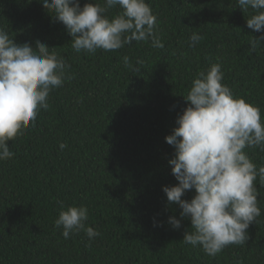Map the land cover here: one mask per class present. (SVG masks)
Here are the masks:
<instances>
[{
	"label": "trees",
	"instance_id": "1",
	"mask_svg": "<svg viewBox=\"0 0 264 264\" xmlns=\"http://www.w3.org/2000/svg\"><path fill=\"white\" fill-rule=\"evenodd\" d=\"M42 0H0V28L17 44L40 41L64 57L71 79L54 88L34 126L9 141L0 161V264H264V185L257 177L260 216L242 245L215 257L183 243L191 230L164 186H175L166 137L188 106L184 97L201 71L220 63L236 98L258 106L264 119V33L249 29L237 0H146L164 47L135 42L119 50L77 53L66 26ZM81 7L94 0H79ZM103 3V0H95ZM122 9L117 6L107 15ZM193 33L203 39L189 44ZM130 58V66L123 63ZM67 145L63 150L59 145ZM257 169L264 150H244ZM196 195L195 190L182 199ZM86 206V232L65 239L56 228L62 206ZM170 217L181 220L174 229Z\"/></svg>",
	"mask_w": 264,
	"mask_h": 264
},
{
	"label": "clouds",
	"instance_id": "2",
	"mask_svg": "<svg viewBox=\"0 0 264 264\" xmlns=\"http://www.w3.org/2000/svg\"><path fill=\"white\" fill-rule=\"evenodd\" d=\"M47 12L62 22L72 37L71 46L77 52L95 54L97 50H119L135 42H148L163 48L156 34L157 16L146 0H103L81 7L79 0H42ZM243 12L252 10L247 27L264 33V0H237ZM122 11L109 17L110 9ZM203 37L193 33L189 44L195 47ZM264 42V34L251 42V51ZM123 63L130 66V58ZM64 57L49 52L46 44L37 41L17 44L0 28V161L14 156L9 141H14L34 126L41 110L49 108L48 98L54 88L71 79ZM220 63L201 71L184 97L187 107L176 120L177 127L167 136L174 147L169 160L175 186H164L169 204L182 209V219H190L191 230L183 243L201 246L205 254L215 257L229 245H242L249 239L247 230L260 216L255 181L264 185V166L257 169L245 148L264 150V119L261 109L236 98L223 83ZM60 149L67 147L61 143ZM196 195L189 202L182 199L187 191ZM89 210L86 206H69L59 212L56 228L63 229L65 239L70 234L86 232L95 239L99 231L86 227ZM181 220L170 217L174 229Z\"/></svg>",
	"mask_w": 264,
	"mask_h": 264
}]
</instances>
